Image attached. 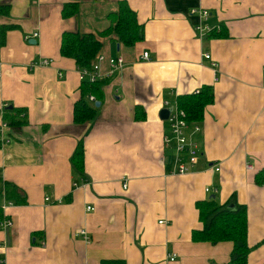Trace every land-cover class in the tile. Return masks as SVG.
I'll return each mask as SVG.
<instances>
[{
	"label": "crops",
	"instance_id": "crops-1",
	"mask_svg": "<svg viewBox=\"0 0 264 264\" xmlns=\"http://www.w3.org/2000/svg\"><path fill=\"white\" fill-rule=\"evenodd\" d=\"M0 1L10 5L0 24L16 25L0 44V111H27V124L1 130L9 141L0 145V190L9 182L26 202L5 209L12 226L0 229V264L227 262L232 242L191 238L202 227L196 201L214 196L208 186L217 188L219 204L234 197L246 206L247 264H264V184L254 180L264 167V0H125L144 37L132 47L113 34L101 38L99 53L121 55L126 64L104 77L98 115L84 126L72 120L80 79L75 62L60 54L61 34L104 30L119 0H77L68 17L62 8L74 0ZM198 23L222 35L200 39ZM41 58L51 65H30ZM203 85L212 86L213 100L195 135L198 163L195 171L170 174L163 101ZM135 106L144 119L135 118ZM80 138L83 172L70 161Z\"/></svg>",
	"mask_w": 264,
	"mask_h": 264
},
{
	"label": "trees",
	"instance_id": "trees-1",
	"mask_svg": "<svg viewBox=\"0 0 264 264\" xmlns=\"http://www.w3.org/2000/svg\"><path fill=\"white\" fill-rule=\"evenodd\" d=\"M10 5L0 1V15L8 16ZM78 11V2L74 0L66 3L62 8L63 17L74 15ZM109 25L104 30L94 33H80L77 31H64L61 34L59 51L61 56L71 58L76 68H89L102 47V37L115 35L116 40L126 47H132L144 37V27L136 13L125 0H119L117 9L108 13ZM16 27L14 24H0V44H4L7 31ZM222 33L212 30L206 37L221 36ZM106 79L95 82L87 79L80 80L79 98L73 104L72 120L76 125H87L98 115L99 106L95 102H102V87ZM92 95L94 100H90ZM213 100L211 85H203L198 90L177 95L176 101L186 113V118L191 122H200L203 119L204 110ZM2 122L7 128H15L27 124V111L25 108L11 107L0 111ZM135 118L144 119L145 114L141 107L135 106ZM72 166L79 172H83L84 147L82 138L70 157ZM257 184H264V167L254 175ZM4 197L14 204H23L26 197L21 191L9 182L4 183ZM217 190V188H216ZM217 192V191H216ZM214 197L198 200L195 203L198 217L202 223L200 229L193 230L191 238L194 242L205 241L211 244L220 241L232 242L229 260L221 264H247L251 247L248 245V214L244 204L237 203L231 197L223 204H219ZM1 220V213H0ZM264 241V239L262 240ZM100 264H125L121 260H102Z\"/></svg>",
	"mask_w": 264,
	"mask_h": 264
},
{
	"label": "built area",
	"instance_id": "built-area-1",
	"mask_svg": "<svg viewBox=\"0 0 264 264\" xmlns=\"http://www.w3.org/2000/svg\"><path fill=\"white\" fill-rule=\"evenodd\" d=\"M193 13H196L194 10ZM197 13L203 17V19H207L209 12L206 9L197 10ZM195 30L200 39H205L207 34L212 30L219 31L220 28H210L208 25H204L202 23H198L195 25ZM38 36V32H33L32 37L36 38ZM203 58L210 61V66L215 70L216 63L210 60V54L207 52L203 53ZM141 60L147 61L149 59L148 52L144 51L141 56ZM52 61L49 58H41L37 62H32L31 66L36 65H51ZM106 64V69H102V64ZM126 62L121 55L114 56H106L105 54L98 53L92 62L89 68H78L77 72L79 75V79H87L90 82H95L104 77L112 76L113 74L120 72ZM263 74H264V65L262 66ZM58 75L61 76V72H58ZM90 100H94L92 95L89 96ZM163 108H168L169 114L167 119L165 120L169 127V132L164 134L163 143L164 148L171 150L172 158H171V168L169 170L170 174H185L187 172L195 171V167L198 163V159L200 156V149L198 143L195 139V135L198 134L201 130L199 122H191L186 118L185 111L180 108L177 104L176 98L174 100H164L162 104ZM7 128V124L2 122L0 124V145L8 142L9 138L3 134H1V130ZM213 170L218 172L220 170V166L218 164L213 165ZM246 169L250 170L253 168L251 162H246ZM126 183L123 184V187L126 188ZM206 192H216V188L208 186L205 188ZM47 200V197H46ZM13 205L12 202L7 201L4 197V189L0 190V229L8 230L12 226V220L5 214L6 207ZM86 210H93L92 206H86ZM163 220L159 221V224H162ZM77 233L81 235L83 238L88 240L87 232L84 229L77 230ZM174 255L170 256V260L174 259Z\"/></svg>",
	"mask_w": 264,
	"mask_h": 264
},
{
	"label": "water",
	"instance_id": "water-1",
	"mask_svg": "<svg viewBox=\"0 0 264 264\" xmlns=\"http://www.w3.org/2000/svg\"><path fill=\"white\" fill-rule=\"evenodd\" d=\"M36 40H30V42L32 43H35ZM100 105V102L99 101H96L95 102V106L98 107ZM169 109L168 108H162L159 112V117L162 119V120H166L167 117H168V114H169ZM211 197H214V196H211ZM8 230H6L7 232Z\"/></svg>",
	"mask_w": 264,
	"mask_h": 264
},
{
	"label": "rangeland",
	"instance_id": "rangeland-1",
	"mask_svg": "<svg viewBox=\"0 0 264 264\" xmlns=\"http://www.w3.org/2000/svg\"><path fill=\"white\" fill-rule=\"evenodd\" d=\"M198 36V35H197Z\"/></svg>",
	"mask_w": 264,
	"mask_h": 264
}]
</instances>
